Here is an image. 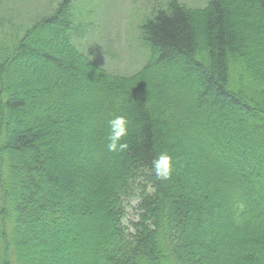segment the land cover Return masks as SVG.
<instances>
[{
	"label": "trees",
	"instance_id": "trees-1",
	"mask_svg": "<svg viewBox=\"0 0 264 264\" xmlns=\"http://www.w3.org/2000/svg\"><path fill=\"white\" fill-rule=\"evenodd\" d=\"M154 9L129 74L72 0L0 42V264H264V0Z\"/></svg>",
	"mask_w": 264,
	"mask_h": 264
},
{
	"label": "rangeland",
	"instance_id": "rangeland-1",
	"mask_svg": "<svg viewBox=\"0 0 264 264\" xmlns=\"http://www.w3.org/2000/svg\"><path fill=\"white\" fill-rule=\"evenodd\" d=\"M60 0H0V39L14 28L47 14ZM163 0H73L79 19L77 46L110 71L129 74L144 62L146 48L138 38V24ZM176 1V0H171ZM186 8L207 0H177ZM119 112V109H118ZM121 114L119 113V116ZM96 133L104 138L98 125ZM194 230V229H193Z\"/></svg>",
	"mask_w": 264,
	"mask_h": 264
},
{
	"label": "clouds",
	"instance_id": "clouds-1",
	"mask_svg": "<svg viewBox=\"0 0 264 264\" xmlns=\"http://www.w3.org/2000/svg\"><path fill=\"white\" fill-rule=\"evenodd\" d=\"M109 131L107 134V149L110 152H123L128 148L122 138L128 134V121L124 116H116L108 121ZM152 171L159 180H168L173 171L172 158L166 152L159 154L152 161Z\"/></svg>",
	"mask_w": 264,
	"mask_h": 264
}]
</instances>
